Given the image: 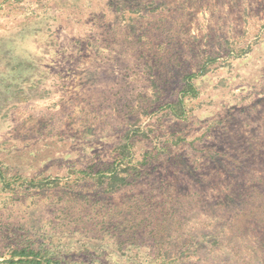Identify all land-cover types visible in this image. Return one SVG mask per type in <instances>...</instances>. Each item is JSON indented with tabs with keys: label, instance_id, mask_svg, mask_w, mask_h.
<instances>
[{
	"label": "rangeland",
	"instance_id": "rangeland-1",
	"mask_svg": "<svg viewBox=\"0 0 264 264\" xmlns=\"http://www.w3.org/2000/svg\"><path fill=\"white\" fill-rule=\"evenodd\" d=\"M128 132L130 186L77 182ZM85 199L106 242L72 225ZM27 234L86 264H264V0H0V260Z\"/></svg>",
	"mask_w": 264,
	"mask_h": 264
},
{
	"label": "trees",
	"instance_id": "trees-1",
	"mask_svg": "<svg viewBox=\"0 0 264 264\" xmlns=\"http://www.w3.org/2000/svg\"><path fill=\"white\" fill-rule=\"evenodd\" d=\"M205 71V68L201 70L203 73ZM196 76L197 74H186L184 76L177 98L166 104L168 114L180 119L187 117L186 99L196 98L199 95L197 86L193 81ZM129 139L128 132L125 141L118 146L113 160L108 162L102 160L101 164L93 161L83 169H73L72 172L75 171L78 174L77 182L86 179L87 183L103 188L104 194H113L130 186L132 183L131 178H134V175H139V168L134 164L135 157ZM150 156L149 152H144L142 163H146ZM68 182L59 178L45 177L40 180L31 179L28 184L39 189H56L58 187H68ZM104 209L106 207L100 205L99 199L92 202L87 199L83 200V205L76 212L79 216L72 218L74 220L72 221L73 227L83 225L86 228L85 232L91 233L100 242H106V236L101 232H103L102 229L106 223L105 218H110L109 214L111 212H105ZM103 220L105 221L102 223ZM76 230L80 235H83L81 229ZM21 237L20 242L10 247L9 253L3 260H0V264H86L79 263L78 259L83 260L85 257L87 259L89 256L94 255L89 248L85 250L81 248V251L78 250L77 252L74 248L72 252L76 254L75 257L71 253H65L63 247L66 241L62 240V236L59 238L54 234H43L40 239L34 234L22 235ZM129 239H133V236H130ZM125 240V238H122L117 242L119 249H122V245L127 243ZM128 243L133 244V241L130 240Z\"/></svg>",
	"mask_w": 264,
	"mask_h": 264
}]
</instances>
